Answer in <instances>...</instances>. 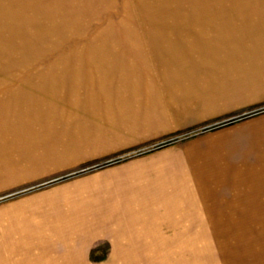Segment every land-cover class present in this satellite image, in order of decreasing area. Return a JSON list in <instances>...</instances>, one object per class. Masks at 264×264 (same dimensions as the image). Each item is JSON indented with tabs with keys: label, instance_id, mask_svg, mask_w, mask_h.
I'll return each instance as SVG.
<instances>
[{
	"label": "rangeland",
	"instance_id": "374dc122",
	"mask_svg": "<svg viewBox=\"0 0 264 264\" xmlns=\"http://www.w3.org/2000/svg\"><path fill=\"white\" fill-rule=\"evenodd\" d=\"M51 1L0 0V113L9 115L0 117V252L3 243L14 250L24 232H40V224L63 215L68 221L98 213L124 223L122 208L139 171L145 181L161 169L188 173L204 159L240 168L254 164L256 153L264 156V0H214L222 13L212 4L203 13L205 0L193 7L186 0ZM195 5L202 14L196 23L189 15ZM228 7L238 18L225 24L233 38L223 31ZM156 14L164 25L156 27ZM160 33L195 49L155 56L152 41ZM111 50L125 52L131 70L105 68L108 63L96 69L95 58ZM49 63L67 67L60 82ZM50 81L52 88L38 85ZM77 206L85 209L71 210ZM169 227L147 226L150 241L115 250L124 254L120 261L110 259L108 233L92 235L87 262L137 263L135 253L147 256L144 264H162L179 247L172 242L202 240L193 224L188 233ZM160 244L165 247H152ZM151 250L159 255L151 257ZM216 251L213 246L222 264Z\"/></svg>",
	"mask_w": 264,
	"mask_h": 264
},
{
	"label": "bare ground",
	"instance_id": "6f19581e",
	"mask_svg": "<svg viewBox=\"0 0 264 264\" xmlns=\"http://www.w3.org/2000/svg\"><path fill=\"white\" fill-rule=\"evenodd\" d=\"M186 1L189 5L191 4L192 7L193 4H195V0ZM205 1V6L202 7L203 13H205L206 8L209 9L211 7L215 8L218 13H222L220 8H216V6H213L214 0H212V2L208 0ZM56 2L60 3V0L51 1L52 4H55ZM207 4H212V6L208 7ZM194 7H196V5ZM2 10H4L3 6L0 5V11ZM226 10L230 15L226 19L225 17L223 19V31L225 26L226 32L228 33L227 37L233 38L230 34L232 31L231 28L225 24H227V20L233 21L234 19L237 20L238 18L235 17V11L231 12L232 7H228ZM189 15L191 21L196 23L198 22L202 14L197 12L196 7L189 11ZM212 16L216 15L213 13H209L205 17L208 19V21H211L214 20ZM174 17L175 19L178 17V12ZM192 18L194 19L192 20ZM1 19L2 17L0 18V20ZM3 20L4 19H2L1 21ZM156 20L159 22L156 27L162 26V24L164 25L162 19L158 14H156ZM167 30L172 32L173 27L168 25ZM239 38L242 37L239 35ZM204 40V43H207L208 38L206 37L204 38ZM219 41L224 42V39H219ZM97 47L102 48L101 45H97ZM97 47L95 48L97 49ZM152 48L155 56H157V54L161 55L162 53L178 55V53H183L186 51L191 52V50L193 49L190 44L183 42L181 38H168V36H164L162 33H160V38L153 39ZM216 49H218L219 51L221 50L219 47ZM0 51H4L2 42H0ZM116 55L118 56L116 57ZM112 56L114 57V60L110 61V58ZM95 59L98 60L97 66H94L96 69L102 68V66H104V64L106 63H108V66L104 67L111 70L117 66H119L123 70H126L129 67V65H127L125 62V52L123 51L114 50L112 52L111 50L110 54L106 53V55ZM180 62L182 63V61ZM80 68L81 65H75L73 67V70L75 69V71L78 72ZM50 69H52L53 71L57 69L55 73L59 71V73L55 75L57 78V82H60V80L64 76L62 74V71L60 70H66L67 67L65 68L63 64L52 67L49 63L47 70ZM129 70L131 69H127V72ZM103 78L104 77L102 76L98 78L102 83V87L105 85ZM55 83L56 82L54 81H50L47 82L46 85L44 82L39 83L38 85L52 88ZM18 113L20 115L22 114V112ZM6 114L7 113L5 112L2 114L0 113V117H3L4 115L8 117L9 115ZM212 162L213 159L210 161V163H208V160L204 159L198 166L193 164L189 168L188 173L184 172V170L180 168V172L177 171L175 173H184L181 174L182 177H171L170 170L165 171V173H161L162 169L156 172L154 171L150 178H147L145 181H143V172H139L138 174L133 175L135 179V186H131V195L140 198V200H142L147 205L150 212L155 215L162 214L163 222L168 221L170 229L174 230V228H177V231L188 233L191 229V225L193 224V232H199L201 234L202 240H197L194 238L193 241H190L191 239L186 236L184 242H179V240L172 242V245H178L179 247H177V250H170L169 261L165 263L162 262V264H219V262L211 252V250H213V246H215V249L217 250L216 252H220L222 254V264H238V262H240L241 260L249 261L248 263L246 262V264H264V205H261L264 202V156L256 153V160L254 164L248 163V165L240 168L231 167L232 164L228 163L225 164L228 167L224 165V168L222 165V167L220 168V164ZM191 169L194 170L191 172ZM183 175L190 176V178L192 179L190 181H192L193 185L190 183L187 187L182 185V182L188 180ZM167 180V184H169L167 185V187L165 185L160 186L161 182H166ZM221 190H224L225 194H222ZM258 194L260 196L259 199L251 197ZM156 200H158L159 204L158 206L154 207V202ZM139 204L140 201L137 205ZM213 206L216 208L212 209ZM160 208H162L161 211ZM172 208H174L173 213L177 214L180 217L172 216ZM215 211L218 214H216ZM191 212L192 214H190L189 217L188 214ZM210 213L211 215L216 214V216L211 217ZM203 214H206V218H203ZM189 219L193 222L192 224L191 221L189 223ZM204 219L210 222V226L213 229L211 233L205 231L207 225L204 222ZM212 220L214 223L212 222ZM73 222L75 224V227L80 228L94 227L93 223L96 221L95 219H91L89 220V222L84 223L83 220L81 222V220L75 219L73 220ZM40 226L43 228L47 227V223L45 224L44 222L40 224ZM219 226L225 229H223L224 231H222V233L218 232L220 228ZM162 228L165 227L161 226L158 229ZM78 231L90 232L91 229H78ZM208 233H210V236H213V240L210 238ZM221 234H223L224 236L227 235L224 239H222L223 241L225 240L223 244L222 241H220ZM36 235L40 239H36L34 242L31 240L33 235H31L30 233H28L27 235V232H25L23 235L24 240L21 241L18 244L19 247L14 250L8 248V243H3V251L0 252V264H5L4 260L6 261V259L8 260V262L11 261L12 264H18L16 261H19L21 264H32L34 259L25 256L24 251L22 250L25 242L27 241H31L32 245H35L36 243L38 245L50 248L60 246L67 247L71 240L70 237L67 236V234H58L59 239L57 240H50L48 235L44 232ZM230 235L234 237L232 242L227 240V237H229ZM72 241L74 242L71 243L74 244L76 248L71 249L70 254L66 253L64 257L66 259L65 262H57H61L63 264H88V262H86L83 257L82 246L85 243V240L84 242L81 241L79 243H76L75 240ZM123 255L124 254L113 250V255L110 259L111 261H120V259H125ZM134 255L137 258L140 257V259L142 260L137 261V263L132 262L131 264H144L142 263V261H145L147 256H139L135 253ZM158 255L159 253L157 252V250H151V257H156ZM70 260H72L74 263H70ZM153 264L157 263L155 262Z\"/></svg>",
	"mask_w": 264,
	"mask_h": 264
},
{
	"label": "crops",
	"instance_id": "0c3cea01",
	"mask_svg": "<svg viewBox=\"0 0 264 264\" xmlns=\"http://www.w3.org/2000/svg\"><path fill=\"white\" fill-rule=\"evenodd\" d=\"M208 163H210V162L208 161ZM212 163L219 164L217 162L216 158L213 159ZM225 164H227V163H225ZM231 167H236V165L232 164ZM139 172H141V171H139ZM170 173H171V177L172 176L182 177L181 174H184V173H181V174L175 173L173 171H170ZM183 176L185 178H187L188 180L190 178V176H187V175H183ZM132 179H134L133 176H132ZM168 180L166 182H161L160 186L165 185L167 187V185H169V184H167ZM188 180H186L185 182H182V185H184L185 187L189 186L190 180L189 181ZM192 185H193V183H192ZM131 186H135L134 181L131 182ZM221 193L225 194V191L222 190ZM139 201H140V204L137 205ZM158 204H159V202H158V200H156L154 202V207L158 206ZM75 209L77 211H81L82 209H85V208L77 206L71 210H75ZM122 209H123V212L125 211L124 213H122V214H124L123 215L124 223L121 220H118L117 218L113 219V217H111V216H110L111 219L107 218V217L104 218V217H102V215H99L98 213L97 214L93 213V215H91V214H89V215L83 214L82 215L81 214L79 217L75 218V219L81 220V222L83 220L84 223L89 222V220H91V219H95L96 222L93 223L94 227H80V228L75 227L74 226L75 224L73 222V220H75V219H71V220L66 221V220H64L65 215H63L62 217L57 218V219H51V220L48 219V221L45 222V223H47V227H44V228L42 227L43 230H45V231L42 230L40 232H35L34 230L30 229L27 232V235H28V233L33 235L31 240L35 242L36 239H40L36 234H41L42 232H44L48 235L50 240L59 239L58 234H63V235L67 234V236L70 237V239H71L70 243L68 244L67 247L60 246V247H50L49 248V247H44V246L38 245L36 243H35V245H32L31 241L30 242L27 241V242H25L24 247L22 248V250L24 251V255L34 259V261H33L34 264H51V263L63 264L61 262H65L66 259L64 257L66 255V253L70 254L71 249L76 248V246L71 243V242H74L72 240H75L76 243H79L81 241L84 242V240H85V243L83 244L82 248H83V257L87 262L88 259L85 255V253H86L85 247H86V243L89 240V237L92 235L108 233L111 236V242L113 245V250H118L120 248H122V249L133 248L135 246H138V245H136L137 243H145L146 241H150V240H147V238H149V237L144 234L147 226H151V227L156 228V229H158L161 226H164L165 228H168V226H170V225H168V223H169L168 221L163 222L162 214L155 215L152 212H150L147 205L142 200H140V198H137V196L131 195L130 199H128L126 207L122 208ZM161 209L162 208H160V211H161ZM93 212H98V210H94ZM112 212H116V211H112ZM173 212H174V208H172V216L180 217ZM190 214H192V212L188 214L189 217H190ZM106 219H110L111 223L110 224L105 223L104 220H106ZM109 225H110V227L106 231H104V232L100 231L102 228H106ZM78 229H81V230L91 229V231L90 232L78 231ZM133 231H136V232H133ZM119 234L121 236H119ZM122 234H125V235L123 236ZM151 243H155V242L151 241ZM152 247L153 248H163L165 246L160 244V245H153ZM57 261H61V262H57ZM70 263H74V262L72 260H70ZM118 264H120V263H118Z\"/></svg>",
	"mask_w": 264,
	"mask_h": 264
}]
</instances>
